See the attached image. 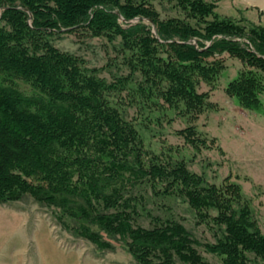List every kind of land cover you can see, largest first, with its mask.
Returning <instances> with one entry per match:
<instances>
[{
  "label": "trees",
  "instance_id": "1",
  "mask_svg": "<svg viewBox=\"0 0 264 264\" xmlns=\"http://www.w3.org/2000/svg\"><path fill=\"white\" fill-rule=\"evenodd\" d=\"M216 3L0 0V205L31 199L64 231L100 251L117 242L136 264H211L203 247L221 264H264L241 187L193 169L225 54L244 66L226 94L246 110L264 100V26L221 17ZM63 36L100 40L106 64L59 49ZM167 107L188 123L178 133L193 158L151 145L154 126L174 119ZM182 205L215 242L194 235Z\"/></svg>",
  "mask_w": 264,
  "mask_h": 264
},
{
  "label": "rangeland",
  "instance_id": "2",
  "mask_svg": "<svg viewBox=\"0 0 264 264\" xmlns=\"http://www.w3.org/2000/svg\"><path fill=\"white\" fill-rule=\"evenodd\" d=\"M212 2H217L215 13L221 17L242 21L249 26H258L259 23L264 25V16L257 10L252 11L250 7H246V0ZM100 43V40L90 38L81 44L76 42L74 36H63L55 41L59 49L82 54L94 67H102L107 62L104 47ZM190 43L200 48L197 41L192 40ZM210 45L211 42H208L207 47ZM223 58L224 69L218 89L211 96L216 110L203 114L197 122L200 137L205 140L201 153H197L178 133L188 127V123L171 107L166 108V118L174 119L165 122L164 118L163 128L154 126V136L150 142L155 150H159L161 146L172 147L173 153L179 152L180 156L189 159L197 153L194 171L205 172L211 182L216 184H223L225 181L238 184L243 196L249 200L264 234V100L258 110H246L236 98L226 94L225 88L244 66L241 60L231 58L228 54ZM204 87V90H208L207 86ZM150 208L155 210V205L151 203ZM178 212L201 242H215V231L211 224L198 225L195 213L186 205H182ZM145 225L148 223L145 222ZM200 250L211 264H221L219 257L207 253L204 247ZM0 264L136 262L117 242L114 243L113 250L100 251L88 241L64 231L50 210L31 199H25L0 205Z\"/></svg>",
  "mask_w": 264,
  "mask_h": 264
},
{
  "label": "crops",
  "instance_id": "3",
  "mask_svg": "<svg viewBox=\"0 0 264 264\" xmlns=\"http://www.w3.org/2000/svg\"><path fill=\"white\" fill-rule=\"evenodd\" d=\"M246 1H247L245 3L246 7H250L252 9V11L257 10L258 12L261 13L262 16H264V0H246ZM248 10H249V8H248ZM262 18H261V22H262ZM259 24L263 25L262 23H259Z\"/></svg>",
  "mask_w": 264,
  "mask_h": 264
},
{
  "label": "water",
  "instance_id": "4",
  "mask_svg": "<svg viewBox=\"0 0 264 264\" xmlns=\"http://www.w3.org/2000/svg\"><path fill=\"white\" fill-rule=\"evenodd\" d=\"M154 32L157 34V29L156 28H154Z\"/></svg>",
  "mask_w": 264,
  "mask_h": 264
}]
</instances>
